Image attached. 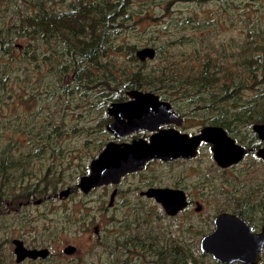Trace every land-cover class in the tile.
I'll use <instances>...</instances> for the list:
<instances>
[{
	"label": "rangeland",
	"instance_id": "obj_1",
	"mask_svg": "<svg viewBox=\"0 0 264 264\" xmlns=\"http://www.w3.org/2000/svg\"><path fill=\"white\" fill-rule=\"evenodd\" d=\"M132 90L169 103L179 132L219 126L260 146L264 0H0V264H218L200 250L217 213L259 229L264 161L251 151L230 170L204 143L193 159L152 161L122 179L112 207L115 187L78 188L107 143L148 139L106 129ZM152 185L184 191L188 209L168 217L139 195ZM14 239L49 255L16 263Z\"/></svg>",
	"mask_w": 264,
	"mask_h": 264
},
{
	"label": "water",
	"instance_id": "obj_2",
	"mask_svg": "<svg viewBox=\"0 0 264 264\" xmlns=\"http://www.w3.org/2000/svg\"><path fill=\"white\" fill-rule=\"evenodd\" d=\"M141 60L153 57L150 48L137 51ZM128 101L112 103L107 115L112 119L106 126L108 132L119 140L132 133L145 131L151 133L147 140L136 139L130 143L109 142L89 166V173L79 180L78 188L83 193L103 185L117 184L129 173L142 170L151 161L164 162L195 157L201 143L211 144L213 159L218 166L225 168L240 162L246 150L230 138L218 126H205L196 135L179 132L175 128L182 120L174 113L169 103L150 92L132 90L127 93ZM260 142L264 143V124L252 127ZM257 156L264 159V145ZM69 189L60 193L67 197ZM161 205L168 216H176L187 206L184 191L173 188H150L141 193ZM214 228L200 240V250L220 264H260V253L264 250V224L259 232L242 218L225 212L218 213L213 220ZM97 233V227L94 228ZM16 263L25 259H46L48 249L26 248L19 239L12 240ZM74 246L63 249L65 255H73Z\"/></svg>",
	"mask_w": 264,
	"mask_h": 264
},
{
	"label": "flooded vegetation",
	"instance_id": "obj_3",
	"mask_svg": "<svg viewBox=\"0 0 264 264\" xmlns=\"http://www.w3.org/2000/svg\"><path fill=\"white\" fill-rule=\"evenodd\" d=\"M128 93V92H127ZM128 100H129V97H128ZM127 100V101H128ZM165 102V101H164ZM171 106V105H170ZM172 108V107H171ZM173 110V109H172ZM174 111V110H173ZM107 112V111H106ZM174 113L182 120V123H183V119H182V117H180L175 111H174ZM107 117H108V115H107ZM108 118H110V117H108ZM111 119V118H110ZM111 121H112V119H111ZM111 121L109 122V123H111ZM108 123V124H109ZM181 123V124H182ZM181 126V125H180ZM174 127H179V126H174V125H168V126H164L163 128H174ZM219 127V126H218ZM200 132V131H199ZM110 133V132H109ZM143 133H148V132H145V131H140V132H136V133H132V134H130V135H127L126 137H123V138H121V139H126L127 137H129V136H132V135H134V134H143ZM227 133V132H226ZM111 134V133H110ZM149 134V136H150V134L151 133H148ZM112 135V134H111ZM228 135V134H227ZM229 136V135H228ZM230 137V136H229ZM149 138V137H148ZM231 138V137H230ZM137 139H143V138H137ZM120 140V139H119ZM133 140H136V138H134V139H131L130 141H128V142H122V143H130V142H132ZM145 140H147V139H145ZM260 142V141H259ZM204 144H207V143H204ZM210 145V148H211V144H209ZM264 145V143H262V142H260V146H258V147H255V148H252V149H248V148H246V147H244V146H242L245 150H246V154H247V152L248 151H251V152H253L256 156H257V152H258V150L262 147ZM199 147H200V145H199ZM198 147V148H199ZM198 150V149H197ZM211 152H212V150H211ZM213 154V153H212ZM245 154V155H246ZM244 155V156H245ZM244 156H243V158H244ZM258 157V156H257ZM194 158V157H193ZM193 158H190V159H193ZM243 158H242V160H243ZM259 159H261V160H263L264 161V159H262V158H260V157H258ZM190 159H176V160H190ZM241 160V161H242ZM158 161H160V160H158ZM173 161H175V160H173ZM240 161V162H241ZM152 162V161H151ZM162 162H164V161H162ZM168 162H171V161H168ZM215 162V164H216V166L217 167H219L220 169H222V170H230V169H233L238 163H240V162H238V163H236V164H232V165H230V166H228V167H225V168H222V167H220V166H218V164H217V162L216 161H214ZM150 163V162H149ZM149 163H147L146 165H145V167L142 169V170H140V171H137V172H133V173H129V174H127L128 176H130V175H132V174H137V173H141V172H143V170L146 168V166L149 164ZM127 175H125V176H127ZM124 176V177H125ZM124 177H122L121 179H120V181L117 183V184H115V185H113V184H109L110 186H113V187H115L114 189H113V191L111 192V194H110V196H109V200H108V207H112L113 206V204H114V202H115V200H116V198H117V196H118V193H119V191H118V189H117V187H118V185L120 184V182L122 181V179L124 178ZM109 185H103V186H101V187H104V186H109ZM147 184H145L144 186H146ZM101 187H98V188H101ZM150 188H159V187H157L156 185H152V186H149V187H147L144 191H146L147 189H150ZM144 191H141V192H139V195L141 196V197H143V198H147V197H145V196H142L141 195V193L142 192H144ZM186 195V194H185ZM148 200H152V201H154L153 199H149V198H147ZM186 201H187V206H186V208L185 209H183V210H186V209H188V207H189V203H188V199H187V197H186ZM155 202V201H154ZM156 203V202H155ZM182 210V211H183ZM201 210V207L200 206H197V208L195 209V211L196 212H199ZM181 211V212H182ZM180 213V212H179ZM178 213V214H179ZM166 214V213H165ZM218 214V213H217ZM216 214V215H217ZM229 214H234V215H237L238 217H240V218H242L243 220H245L243 217H241L240 216V214H238V213H229ZM167 215V214H166ZM215 215V216H216ZM168 216V215H167ZM214 216V217H215ZM168 217H171V216H168ZM172 217H174V216H172ZM214 220V219H213ZM246 221V220H245ZM247 222V221H246ZM248 223V222H247ZM264 224V222L260 225V227H259V229L258 230H256V231H254V229H253V227L248 223V225L249 226H251L252 227V232H254V233H256V232H259L260 231V229H261V227H262V225ZM95 227H97V226H95ZM95 227H93V229H92V231H93V235L94 236H96L97 237V239H98V236H97V234H98V232H99V228L97 227V233L95 234L94 233V228ZM213 228H214V224H213ZM207 233H209V232H207ZM205 235H206V233H205ZM20 240V239H19ZM25 246V245H24ZM69 246V245H68ZM26 247V246H25ZM27 248V247H26ZM204 253V252H203ZM207 254V253H206ZM264 254V250L260 253V257H261V260H262V255ZM209 255V254H208ZM210 256V255H209ZM211 257V256H210ZM25 260H31L32 261V259H25ZM214 260V259H213ZM215 262H217L218 264H220L218 261H216V260H214ZM260 263H261V261H260ZM232 264H242V263H232Z\"/></svg>",
	"mask_w": 264,
	"mask_h": 264
}]
</instances>
